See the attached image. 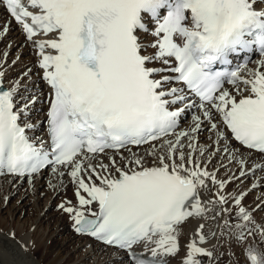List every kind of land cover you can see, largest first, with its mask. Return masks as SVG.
Segmentation results:
<instances>
[{"label":"snow or ice","instance_id":"1","mask_svg":"<svg viewBox=\"0 0 264 264\" xmlns=\"http://www.w3.org/2000/svg\"><path fill=\"white\" fill-rule=\"evenodd\" d=\"M0 9L33 45L48 88L24 96L27 85H5L0 71V174L68 175L76 203L60 210L121 264H216L209 236L264 264V216L254 214L264 193L245 204L264 187V0H0ZM44 100L47 139L28 122ZM219 156L239 175L221 178L223 162L210 169ZM250 175V189L228 190Z\"/></svg>","mask_w":264,"mask_h":264},{"label":"bare ground","instance_id":"2","mask_svg":"<svg viewBox=\"0 0 264 264\" xmlns=\"http://www.w3.org/2000/svg\"><path fill=\"white\" fill-rule=\"evenodd\" d=\"M3 25L6 26L8 29L7 32L3 31L4 40L6 39L7 41H10L12 43V46H18L20 45V42H22V45L18 49L19 52L18 54H20L19 62L20 65L24 68L23 74L25 73L29 74V77L27 78L28 81L24 80L22 77L16 78L15 75L17 73V66H14V61L9 60L8 57L6 58L8 61H6V59L5 60L0 59V71L5 73L4 76L5 85H9L15 80H22L27 85V90L23 91L24 96H30V95H39L42 97L46 96V85L40 78L42 73L36 64L37 56L33 45L31 44V42L26 41L25 35L22 32L21 28L16 23L10 20V18L6 14V11L0 9V26ZM255 66H256L255 62L250 63L248 65V67L250 68ZM243 74L247 75L246 72ZM241 87H243V85H241ZM46 113H47L46 100H44L43 102H38L28 113V122L36 125L34 129L29 130L30 135L34 134L37 137H44L45 139H47V131L46 128L44 129L45 126L44 121L46 119ZM186 118L188 119L184 121V125L182 126H186L187 123L190 121V116H187ZM208 135L209 133L207 131H203L200 134L201 145L210 143V139L207 138ZM236 146L239 147V145ZM147 147L148 146L145 145L139 149L133 148V151L143 155L144 150ZM125 155H127V153H125ZM216 158L217 157H214L209 163L210 169L218 168L221 162H223L224 165L226 164V161L223 158L222 160L218 159L217 163L215 164L214 162L216 161ZM151 162L152 161L149 158L148 163L150 164ZM230 171L233 172L232 170ZM228 172L229 171L226 169V165H225L224 168H219L218 175L222 178L226 176ZM258 175H260V173H257V176ZM50 177H51L50 169L39 175L34 176L31 179V182L29 181L28 177H25L23 179L10 177V176L0 177V199H1L0 262L1 264H43L40 261V259L37 258V254H36L37 251H40V247L46 249L48 251L47 255H49L50 257V259L48 257L49 260L45 264H121V261L123 260V256L117 254V251L115 249L103 244H99L98 242L91 240L86 236L75 233L73 229H69L68 222H70L69 224L71 226L72 220L69 219L68 214L62 212L61 210L60 211L62 213L59 214L52 213L50 208L48 209L52 198L49 201L45 200V202L43 203L44 211L42 212L41 217L38 218L37 215L36 221L34 219L35 222H33L31 225L28 224L26 219L20 218L21 215L18 216V212L20 214H23L26 212V210H31L30 206L32 204L37 207L40 206L39 204V199L41 194L40 191L47 184V181L50 179ZM53 177L60 185L58 190H61L62 188L72 183L71 178L68 175H65L62 178V182L60 177L58 176H53ZM249 188H251V184ZM262 189L264 191V187H262ZM15 192L17 193L20 192L18 197L19 203L12 204L9 206L8 198L11 195H13ZM32 192L34 193L31 194ZM250 194L253 195L254 193L250 192ZM72 203L75 204L76 199L72 201ZM39 222L40 224H38ZM44 223L49 225L52 229V233L50 231V235H47V237H45L46 234L45 231H43L42 227H40V225ZM196 227H197V222L194 220L189 221V223L184 225L183 234L180 240L182 248L186 247ZM208 228H212L214 231H217L218 233V230L216 229L214 224L206 225L205 232H207ZM13 233L15 234L14 237H13ZM53 236H57L58 243L55 246H52L53 244L52 245L50 244L51 238ZM217 242H218V238H213L209 236L205 246L208 247L209 249L212 248L211 250L213 251L214 250L216 251ZM23 246H26V249ZM71 247L73 249H71ZM41 255H43V252ZM180 255L181 256L184 255L183 250L181 251ZM67 258L69 260H67V262L64 263V261ZM165 259L167 260V264H179L180 257L178 256L175 259L172 258H165ZM205 264H207V260L205 261Z\"/></svg>","mask_w":264,"mask_h":264},{"label":"rangeland","instance_id":"3","mask_svg":"<svg viewBox=\"0 0 264 264\" xmlns=\"http://www.w3.org/2000/svg\"><path fill=\"white\" fill-rule=\"evenodd\" d=\"M21 45H22V42H20V45H18V46H12V43L10 41H7L6 39L4 40L3 29H2V27H0V57H1L0 59L1 60H3V59L5 60L8 57L9 60L14 61V66H17V73H16L15 77L16 78L17 77H22L24 80H27V78L29 77V75L27 77L24 76V74H23L24 68L20 65V62H19V55L20 54H18L19 53L18 52V49L20 48ZM5 53L7 55H5ZM6 61H8V60L6 59ZM188 118H186L185 120H187ZM207 138L209 139V135L207 136ZM219 157L216 158V161L214 162L215 164L217 163V160L218 159L219 160H222V158H223V156H219ZM225 161H226V164H225L226 165V169L228 171L229 170H232L236 175H239L238 172H236L235 164L230 165L227 159H225ZM50 176L51 177L47 181V184L40 191L41 192L40 199H39L40 206L37 207V206H34L33 204L32 205L30 204L31 205L30 206L31 207V210H26V212L23 213V214H20L18 212V216L21 215L20 218L26 219L27 222H28V224H30V225L33 222L36 221L37 215H38V218L41 217L42 212L44 211L43 210V203L45 202V200H48L49 201L52 198L51 203H50L48 209L50 208L51 212L52 213H56V214L62 213L60 211V208H59V205L61 203H63L66 200H72V201L75 200V196H74V189H75L74 186L75 185L73 183H71L68 186L62 188L61 190H58V188L60 187V185L56 181V179L53 177L54 175L51 173V171H50ZM252 180H253V178L250 175L249 176V179L246 180V181H244V183L242 185L238 181L230 184L228 190L229 191H232L233 188L234 189L235 188H241L242 190L250 189L249 187H250V184H251ZM51 185H56V187L53 188ZM261 192L262 193L264 192L263 189H262V187H257L255 190L251 191V193H254V194L253 195L252 194H249L248 195V197L246 198L247 201L245 200V204L248 205L251 208H254L255 205H256L255 203H257V201H258V198L262 195ZM19 193L20 192H18V193L15 192L13 195H11L8 198L9 200L7 199L8 200V203H9V206L12 205V204L19 203V199H18ZM33 193L34 192H32L31 194H33ZM0 202H1V199H0ZM30 207H29V209H30ZM254 214H255L256 219L258 221L261 219L262 216H264V212H261V211H256ZM18 216H16V217H18ZM34 219H35V221H34ZM69 219H70V217H69ZM69 223L70 222H68V227H69V229H71L70 228L71 226H70ZM38 224H40V222ZM40 227H42V230L45 231V233H46L45 234V237H47V235H50V231L52 233L51 227L49 225H47L46 223L40 225ZM68 232H69V230H68ZM249 242L250 243H259V240L258 239L256 241H251L250 240ZM57 243H58L57 236H53L51 238V243L50 244L51 245L53 244L52 246H55ZM216 248H217L216 251L215 250L214 251L212 250L213 253H214V256H218L219 257V260L216 262V264H219V263L220 264H227V263L228 264H237V262H239V264H245L242 247L240 245L236 244L234 241H230L226 237L225 238H222V239H218ZM71 249H73V248L71 247ZM42 252H43V255H41ZM221 253H222V255H221ZM36 254H37V258L40 259V261L43 264L47 263V261L50 259L49 255H47L48 254V251L46 249H44L43 247H40V251H37ZM48 257H49V259H48ZM68 258L64 261V263H66L67 260H69ZM242 261H244V262H242Z\"/></svg>","mask_w":264,"mask_h":264}]
</instances>
